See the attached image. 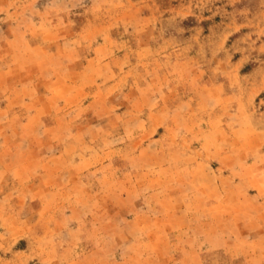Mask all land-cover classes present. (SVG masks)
Listing matches in <instances>:
<instances>
[{"label":"rangeland","instance_id":"obj_1","mask_svg":"<svg viewBox=\"0 0 264 264\" xmlns=\"http://www.w3.org/2000/svg\"><path fill=\"white\" fill-rule=\"evenodd\" d=\"M0 264H264V0H0Z\"/></svg>","mask_w":264,"mask_h":264}]
</instances>
